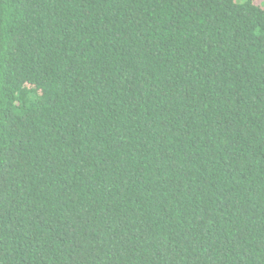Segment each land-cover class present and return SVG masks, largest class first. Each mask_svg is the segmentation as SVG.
Wrapping results in <instances>:
<instances>
[{
	"label": "trees",
	"instance_id": "obj_1",
	"mask_svg": "<svg viewBox=\"0 0 264 264\" xmlns=\"http://www.w3.org/2000/svg\"><path fill=\"white\" fill-rule=\"evenodd\" d=\"M0 264H264V0H0Z\"/></svg>",
	"mask_w": 264,
	"mask_h": 264
},
{
	"label": "rangeland",
	"instance_id": "obj_2",
	"mask_svg": "<svg viewBox=\"0 0 264 264\" xmlns=\"http://www.w3.org/2000/svg\"><path fill=\"white\" fill-rule=\"evenodd\" d=\"M260 2L262 1V0H259Z\"/></svg>",
	"mask_w": 264,
	"mask_h": 264
}]
</instances>
